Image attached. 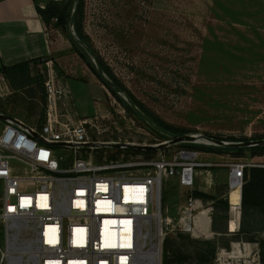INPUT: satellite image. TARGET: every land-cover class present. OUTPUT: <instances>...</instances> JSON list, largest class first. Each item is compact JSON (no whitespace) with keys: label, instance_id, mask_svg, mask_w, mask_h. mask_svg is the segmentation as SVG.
I'll list each match as a JSON object with an SVG mask.
<instances>
[{"label":"rangeland","instance_id":"374dc122","mask_svg":"<svg viewBox=\"0 0 264 264\" xmlns=\"http://www.w3.org/2000/svg\"><path fill=\"white\" fill-rule=\"evenodd\" d=\"M78 20L95 51L93 61L108 69L151 119L190 129L189 135L264 139V0H84ZM48 27L52 53L32 65L31 83L15 86L6 77L0 79V113L28 124L46 122L45 83L52 61L58 79L74 94L69 105L74 120L86 118L96 124L90 128L92 140L140 145L169 140L152 130L123 93L118 95L124 103L103 84L61 29ZM61 109L67 112L64 104ZM4 124L0 119V130ZM202 152L203 161L214 163L216 169L235 162H264V150L247 149L243 156L238 151ZM159 153L102 147L95 157L101 161ZM198 176L195 192L203 195L197 197L213 202V229H225L224 194L231 186L230 176L218 183L205 168ZM189 189L178 176L165 181V215H175V202L181 192L185 199ZM21 239L33 249L30 234ZM232 243H239L238 253L227 248ZM7 247L0 221V264L8 262L3 255ZM165 253L167 264H264V239H242L238 234L197 238L173 231L165 240Z\"/></svg>","mask_w":264,"mask_h":264},{"label":"built area","instance_id":"2783aa9c","mask_svg":"<svg viewBox=\"0 0 264 264\" xmlns=\"http://www.w3.org/2000/svg\"><path fill=\"white\" fill-rule=\"evenodd\" d=\"M51 63L45 83L46 122L8 120L0 130V221L9 244L30 234L31 264H143V259L163 264L171 232L212 237V207L191 194L172 218L164 214L163 200L167 179L178 176L182 186L194 190L199 169L214 163L203 161L201 151L177 147L170 139L143 144H166L155 157L97 160L101 142L90 136L96 124L74 120L69 110L72 90L58 79ZM259 165L228 164L230 185L236 171L243 182L245 168ZM12 250L7 247L3 254L7 264H23Z\"/></svg>","mask_w":264,"mask_h":264},{"label":"crops","instance_id":"0c3cea01","mask_svg":"<svg viewBox=\"0 0 264 264\" xmlns=\"http://www.w3.org/2000/svg\"><path fill=\"white\" fill-rule=\"evenodd\" d=\"M50 1L52 0H0V79H5L1 72L4 67L15 66L31 60H45L51 55L53 49L51 33L38 10L39 7L45 8ZM91 85L89 86L92 87L93 85ZM262 164L261 167H264V162ZM205 172L211 174L214 179L217 178L218 183L224 177L230 176L229 167L216 169L215 166H211L205 168ZM253 173L252 175L251 171L248 172L241 187H236L231 182L229 190L224 194L229 205L226 227L225 229H213L212 212V237L238 234L242 239H264V189L262 188L264 174L260 171ZM199 176L195 188L198 187ZM245 183L247 190L244 197L243 185ZM195 188L194 190L189 189L190 193L185 199L181 192L174 205L175 215H167L172 218L178 216L180 207L187 202ZM198 199L213 208V202L208 203L202 198ZM235 244L232 243L231 248L236 251ZM250 250L249 247L248 251Z\"/></svg>","mask_w":264,"mask_h":264},{"label":"trees","instance_id":"16d2710c","mask_svg":"<svg viewBox=\"0 0 264 264\" xmlns=\"http://www.w3.org/2000/svg\"><path fill=\"white\" fill-rule=\"evenodd\" d=\"M83 1L84 0H79L78 4V11H77V17H76V22H75V31L78 35V37L84 41L90 49L95 53L93 50L92 46L90 45L89 37L83 32L82 27L80 26V22L78 20V13H80V10L83 6ZM77 1L76 0H62V1H57V0H52L50 1L45 8L39 7V13L42 15L43 19L45 20L47 26L54 25L57 29H61L63 33L66 34L69 40L73 43L75 46L76 52L84 59L86 64L91 68V70L100 78V80L103 82L104 85L117 97H119V100L124 103L125 100H122L120 96L118 95V92L114 90L103 78V76L99 73L95 62L93 61L92 56L87 52V50L78 42L76 41L70 34V24H71V17L73 14V11L75 9ZM56 20V21H55ZM44 60H31L27 62H23L21 64H17L15 66L11 67H4L1 69V72L4 74V76L15 86H25L31 79H33V76L31 74V68L33 64H36L38 62H42ZM101 64L104 67V64L101 62ZM105 68V67H104ZM105 72L120 86L122 85L116 80L115 76L105 68ZM123 88V87H122ZM127 102V101H126ZM128 103V102H127ZM128 106H130L128 104ZM145 112H147L145 110ZM152 117V116H151ZM153 121L160 125L161 127L175 133L178 135H186L191 133L192 130L190 129H183V128H178L175 126H172L168 124L167 122L159 119L158 117H152ZM152 130L155 133H159L162 137H165L167 139V136L161 134L154 128ZM169 139V138H168ZM220 139V138H219ZM223 140L227 141H247V139H237L236 137H227V138H222ZM181 147H188V148H194V149H200L199 151L202 152L204 151H213V150H221V151H238V155L243 156V152L247 149H253L255 151H262L264 150V146H252V147H227V146H217L214 144H208L205 141L199 142V143H191V142H183L180 144ZM120 150V149H119ZM262 164V163H261ZM251 169V170H249ZM260 169V170H256ZM251 171L252 175L254 174L253 172L260 171L262 174H264V167L259 166H248L244 170V179H246L248 172ZM252 183V182H251ZM264 189V185L262 187ZM243 190H244V197L246 194L247 190V184L245 183L243 185ZM194 196H201L203 195L201 192H193ZM212 199H216L215 197H211ZM224 201V200H222ZM226 201V200H225ZM227 204V208L229 209L228 201L225 202ZM227 248H231V246H228ZM163 264H167V255L166 253L164 254V260Z\"/></svg>","mask_w":264,"mask_h":264},{"label":"water","instance_id":"95a60500","mask_svg":"<svg viewBox=\"0 0 264 264\" xmlns=\"http://www.w3.org/2000/svg\"><path fill=\"white\" fill-rule=\"evenodd\" d=\"M76 6L73 11L72 17H71V24H70V34L71 36L78 41L86 50L89 52V54L92 56V58H95V54L93 51L90 49V47L82 41L77 33L74 30L75 26V21H76V16H77V11H78V1L76 0ZM96 67L99 71V73L103 76V78L106 80V82L114 88L118 93H123L126 100L138 111V113L146 120V122L155 130L160 132L161 134L169 137L170 143L171 144H180L183 142H191V143H199L200 141H205L207 143H211L217 146H227V147H252V146H264V139L260 140H247V141H227L223 139H217V138H212V137H206V136H197V135H178L175 134L160 125L156 124L143 110H141L137 105L133 102V100L130 98L129 95H127L122 88L103 70L102 66L99 64V62L94 59ZM0 119L3 121H8L12 120L15 121L16 123H19V120L13 118L12 116L5 115L0 113ZM35 136L37 134L34 133ZM98 146L101 147H109V148H136V149H142V150H161L163 149L166 144H160L158 146H152V145H140V144H130V143H97Z\"/></svg>","mask_w":264,"mask_h":264},{"label":"bare ground","instance_id":"6f19581e","mask_svg":"<svg viewBox=\"0 0 264 264\" xmlns=\"http://www.w3.org/2000/svg\"><path fill=\"white\" fill-rule=\"evenodd\" d=\"M236 187H241L243 182L241 180L240 171H236L232 177L231 181ZM10 246L13 250H17L19 253L15 256L17 259L22 260L23 264H31V259L33 257L34 251L32 249V245L27 240H19L18 237H14L13 241H10ZM236 250L240 251L239 244H235ZM235 250V249H234ZM235 253H238L237 251ZM228 254V253H227ZM226 255V253H225ZM28 256V259H26ZM142 258V257H141ZM143 264H146V260H142Z\"/></svg>","mask_w":264,"mask_h":264}]
</instances>
